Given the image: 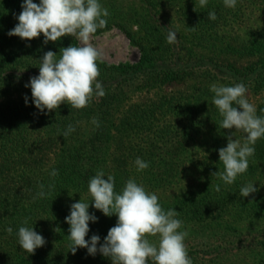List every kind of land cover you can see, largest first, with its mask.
Listing matches in <instances>:
<instances>
[{"label": "trees", "instance_id": "obj_1", "mask_svg": "<svg viewBox=\"0 0 264 264\" xmlns=\"http://www.w3.org/2000/svg\"><path fill=\"white\" fill-rule=\"evenodd\" d=\"M122 2L101 0L109 15L96 33L118 27L140 47L138 61L98 62L97 79L105 94L93 96L81 109L62 102L45 115L31 103L25 82L38 74V59L45 51L59 52L60 47L79 41L65 35L44 44L41 34L29 43L27 38L8 35L18 23L14 14L21 11V0H0V264H112L109 257L99 252L89 255L83 247L72 253L64 219L72 202H89V211L99 219L89 221L85 238L96 233L101 237L98 244L103 242L116 216L95 209L87 190L88 179L101 168L114 176L115 191L134 177L158 195L165 210H177L188 233L185 245L192 264H264V228L233 230L225 220L231 214L234 221L249 218L264 223V138L257 140L247 171L232 184L212 175L223 169L217 149L226 146L235 130L219 127L221 117L209 90L213 82L242 81L249 101L257 99V114L264 115L260 111L264 109V0H237L235 8L226 7L223 0H208L203 8L198 0H139L130 9ZM165 7L175 17L166 14ZM255 9L263 14L256 29L242 33L237 22L240 31L225 32L230 19H241ZM209 10L215 11V20L208 18ZM170 28L177 31L172 44L165 39ZM168 85L177 87L172 92L156 91L122 109L130 93ZM93 117L99 127L91 123ZM69 124L75 130L63 136ZM243 136L237 131L233 139ZM137 156L149 161V167L137 172ZM53 167L58 174L50 177L48 170ZM249 182L256 191L241 197L240 186ZM40 184L48 195L33 199ZM25 218L45 238V244L30 254L16 238ZM9 226L12 233L6 231ZM229 231L250 235L248 242L241 238L237 242L244 249L237 262L229 257Z\"/></svg>", "mask_w": 264, "mask_h": 264}, {"label": "clouds", "instance_id": "obj_2", "mask_svg": "<svg viewBox=\"0 0 264 264\" xmlns=\"http://www.w3.org/2000/svg\"><path fill=\"white\" fill-rule=\"evenodd\" d=\"M207 2L198 0L202 8ZM223 3L226 7L235 8L237 0H223ZM14 15L18 23L8 30L10 36L27 38L29 43L41 34L44 44L65 35L79 41L78 44L60 47L59 52L45 51L38 59V74L25 82V87L31 90V103L40 113L47 115L62 102H67L71 108L81 109L91 103L93 96L105 94L102 82L97 79L98 62H103V53L90 42L97 29L104 28L105 18L109 15L101 0H21V11ZM207 16L210 20L216 19L214 10H209ZM165 39L170 44L175 43L177 31L170 28ZM209 90L213 93L211 102L221 117L219 127L235 130L228 135L226 146L217 149L223 169L212 173L228 185L247 171L257 140L264 138V115L257 114L255 105L247 98V85L242 81L232 84L213 82ZM24 100L25 104L29 103L27 94ZM260 111L264 112V109ZM91 123L99 127L97 118H91ZM74 130L75 126L69 124L61 134L68 136ZM237 131L244 133L243 140L233 139ZM134 164L137 172L149 167V161L139 156ZM57 174L55 167L48 170L50 177ZM114 185V176L102 168L97 169L87 182L92 206L105 215L116 216V223L99 244V234L93 233L85 238L90 228L89 221L99 219L89 211V202L80 199L69 205V214L64 217L69 224L68 249L75 253L78 247H83L93 256L99 252L109 257L112 264H192L185 245L188 233L182 228L183 221L178 218L177 210H165L158 202V195L134 177L126 179L119 191L114 190ZM216 190H220L219 184ZM255 191L254 183L239 188L241 197ZM69 194L72 193L69 191ZM47 195L45 186L40 184L33 199ZM6 231L12 233L13 229L9 226ZM149 236H156V242H151ZM16 238L20 248L28 254L45 244L43 235L33 226H28L27 218L17 228Z\"/></svg>", "mask_w": 264, "mask_h": 264}, {"label": "rangeland", "instance_id": "obj_3", "mask_svg": "<svg viewBox=\"0 0 264 264\" xmlns=\"http://www.w3.org/2000/svg\"><path fill=\"white\" fill-rule=\"evenodd\" d=\"M139 0H123L122 4L125 5L128 9L133 8L134 6L139 5ZM263 4V2H262ZM261 4V6H263ZM264 9V7H261ZM260 8V9H261ZM255 9L252 11H248V13L244 14L241 19H235L232 18L229 20L228 28L225 32H227L228 35H234L236 31H242V33L246 30H249L254 27L256 29L257 24H261L263 20V14L261 15V10ZM164 12L168 15L174 16V11L170 9L169 7H165ZM247 18H249V21H247ZM177 19V18H176ZM176 23H179L178 20H176ZM234 19V20H233ZM237 22H241V29H238L239 24ZM135 28V25H134ZM236 34V33H235ZM15 40V39H14ZM92 44H94L96 47H98L102 53H103V61H106L110 64H119L123 62H136L138 61L141 50L140 47L137 44H134L130 41V39L126 36V34L119 29L118 27H110L107 29H104L101 32L95 33L90 41ZM177 86H171L168 85L165 88L161 90H152L147 91L144 88L140 89L139 91L132 92L130 95L125 99L124 103L122 104V109H126L131 103L134 102H141L144 101L146 98H148L152 93L154 94L156 91H160L161 93L166 92H172L174 88ZM160 93V94H161ZM31 94V91H30ZM256 98L251 97L250 102L255 104ZM121 109V110H122ZM256 174V173H255ZM252 183V182H249ZM226 224L229 225L233 230L234 228H237L238 230L246 229L247 226H250L252 228H264V223L262 221L260 222H253L250 221L249 218L239 220L237 219L234 221L231 217V214L229 216H225ZM236 230V229H235ZM237 233V234H236ZM229 241L228 244L231 248L229 252V257H232L234 261L237 262L238 255H240V251L244 250L237 242L241 238L242 242H248L249 241V234H246L244 232L240 231H229ZM244 243V244H245ZM243 258V254L241 255Z\"/></svg>", "mask_w": 264, "mask_h": 264}]
</instances>
